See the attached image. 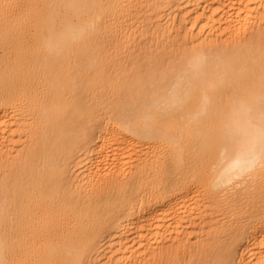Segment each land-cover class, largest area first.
I'll return each mask as SVG.
<instances>
[{
	"label": "bare ground",
	"instance_id": "1",
	"mask_svg": "<svg viewBox=\"0 0 264 264\" xmlns=\"http://www.w3.org/2000/svg\"><path fill=\"white\" fill-rule=\"evenodd\" d=\"M149 2L0 0V264H264V0Z\"/></svg>",
	"mask_w": 264,
	"mask_h": 264
},
{
	"label": "rangeland",
	"instance_id": "2",
	"mask_svg": "<svg viewBox=\"0 0 264 264\" xmlns=\"http://www.w3.org/2000/svg\"><path fill=\"white\" fill-rule=\"evenodd\" d=\"M255 1L256 0H250L252 6L255 5ZM156 3H157V1H156ZM152 4L153 3L152 2L150 3L149 0H144V10L141 12L142 18H139L138 19L139 21L133 22V20H132V22H129L132 24L136 23L135 26L131 28V30H134V31L138 30V32L135 33V35H134L135 36L134 39H136L138 42L137 43L138 47H133L131 49V51L136 52L140 49L147 48L148 52H150L151 50H153L155 52H160V53L166 52L167 55H172L173 52L176 54V52L182 51V49H180V48H182V42L181 41L179 43H175V44L168 43V46L164 47V48H161L160 47L161 45H157L158 43L155 42L156 28L159 26L158 19H156V16L155 17L148 16L149 14L147 13L148 10L151 9ZM143 24H145V27H142ZM142 28H144L146 31H144ZM141 35H144V37L140 38ZM179 37H181V36L179 35ZM114 40H115V37L113 38V41ZM114 44H115L114 47L116 48L117 44H124V43L121 41H114ZM15 139H19V137L15 138ZM21 148H22V146H18L17 148H14L12 155H16L17 151L20 150ZM246 196H244V198ZM241 202L242 201L240 199H238L237 201H234L232 203V206L236 210L234 211V214L232 216L227 215L228 218H226L225 220L231 221V223L234 225L239 224V222H240L239 219L241 220V218H242V215L240 212ZM225 217H226V215H221L218 213H208V217L206 218V220H204L203 223L201 220L197 219V221L189 228V231H190V233L197 235L200 232L204 231V228L207 224H215L216 222H218L220 220V218H222V220H223ZM128 233L130 235H132L134 233V230L133 231L130 230ZM194 240H195V238L191 241H186V243H188V245L186 246L187 247L186 249H187V252L192 253L191 256H183L182 251H184V250L181 249L182 247H176L177 245H174L170 248V249L174 250L173 255H177L178 257H181V258H186V259L188 258V261L197 259L199 254L201 253V249H198L194 246L192 249H190L192 247L191 243H193ZM171 242H172V240H167L165 243H161L160 246L156 245V247H154L153 249L152 248L147 249L148 251H145L144 250L145 248H143L141 250V252H139V255L140 256L146 255L145 259H148V260H151V259H152V261L154 259L157 260L158 258H161L163 255V253H160V251H157V250H159V249L166 250V248L171 245ZM161 246H162V248H161ZM149 251L150 252L156 251V252L155 253H149ZM95 261H96V259L93 256H91L90 250H89L87 252V254L84 256V263L83 264H102L104 262V261H101L99 263H95ZM152 261H150V262H152ZM129 264H132V263H129Z\"/></svg>",
	"mask_w": 264,
	"mask_h": 264
},
{
	"label": "clouds",
	"instance_id": "3",
	"mask_svg": "<svg viewBox=\"0 0 264 264\" xmlns=\"http://www.w3.org/2000/svg\"><path fill=\"white\" fill-rule=\"evenodd\" d=\"M213 188H214V186H213Z\"/></svg>",
	"mask_w": 264,
	"mask_h": 264
}]
</instances>
